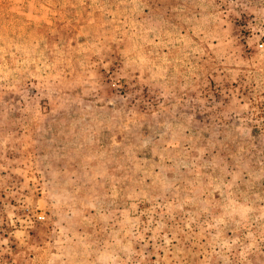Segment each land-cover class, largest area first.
I'll return each instance as SVG.
<instances>
[{"label":"rangeland","instance_id":"obj_1","mask_svg":"<svg viewBox=\"0 0 264 264\" xmlns=\"http://www.w3.org/2000/svg\"><path fill=\"white\" fill-rule=\"evenodd\" d=\"M0 264H264V0H0Z\"/></svg>","mask_w":264,"mask_h":264}]
</instances>
